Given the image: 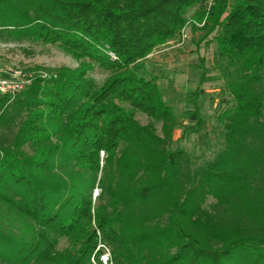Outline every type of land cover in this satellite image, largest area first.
Instances as JSON below:
<instances>
[{"label":"trees","instance_id":"16d2710c","mask_svg":"<svg viewBox=\"0 0 264 264\" xmlns=\"http://www.w3.org/2000/svg\"><path fill=\"white\" fill-rule=\"evenodd\" d=\"M189 20L223 80L224 145L201 167L173 148L178 113L143 64ZM12 39L79 63L0 95V264H264V0H0ZM207 73L183 136L204 127Z\"/></svg>","mask_w":264,"mask_h":264},{"label":"rangeland","instance_id":"374dc122","mask_svg":"<svg viewBox=\"0 0 264 264\" xmlns=\"http://www.w3.org/2000/svg\"><path fill=\"white\" fill-rule=\"evenodd\" d=\"M193 11L192 9L189 15ZM190 21L179 37L156 47L143 64L151 75L158 77L168 103L178 113L181 125L174 131L173 148L186 149L194 166L201 167L213 159L224 145V131L217 118L222 106L220 97L223 80L218 78V71L214 69L215 42L208 39L197 44L198 37L194 34ZM78 63L79 61L71 54L54 44L39 43L31 46L26 41L19 43L14 39L8 43L0 41V86L5 87L4 90L0 89V95L14 97L31 83L36 74H46L48 68L76 67ZM200 64L202 67H199ZM203 69L208 70L206 77L210 79L203 81L201 85L203 92H200L197 98L204 127L198 134L188 133L183 136L184 128L195 124V121L186 115L187 108H194L193 104L186 100V96L200 89V75ZM16 72L21 73L19 75ZM89 75L102 83L107 77V72L95 66ZM136 117L142 123H147L149 119L142 112L137 113ZM211 201L212 195L207 196L206 202ZM66 245L67 241L63 239L60 247ZM109 256V251L101 256L103 264H111Z\"/></svg>","mask_w":264,"mask_h":264},{"label":"built area","instance_id":"2783aa9c","mask_svg":"<svg viewBox=\"0 0 264 264\" xmlns=\"http://www.w3.org/2000/svg\"><path fill=\"white\" fill-rule=\"evenodd\" d=\"M20 73H21V72H16V74H19V75H20ZM0 89H3V90H4V89H5V87H3V86H0Z\"/></svg>","mask_w":264,"mask_h":264}]
</instances>
